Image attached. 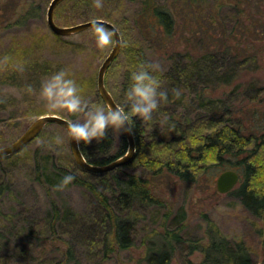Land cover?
I'll return each instance as SVG.
<instances>
[{
  "label": "rangeland",
  "instance_id": "1",
  "mask_svg": "<svg viewBox=\"0 0 264 264\" xmlns=\"http://www.w3.org/2000/svg\"><path fill=\"white\" fill-rule=\"evenodd\" d=\"M2 1H7L6 3L13 1L16 7L12 19L7 20L11 21L4 22L3 26L0 25L2 56L0 59L4 60L6 52H15L17 47L26 45L31 48V56H28L26 61L31 63L24 62V65L19 67L18 63L13 66L7 64L6 60L1 67L2 73L6 76L10 74L14 76L4 77L6 80L0 82V147L14 141L33 120L44 114H58L77 123L89 118L90 114L84 112L73 113L63 107L50 108L47 99L40 95L42 82L60 68H66L69 75L83 86L81 89L85 98L107 107L98 91L97 80L102 62L114 46V34L113 43L106 45L98 41L96 26L70 35H58L47 23V10L51 0H0ZM206 1L205 8L202 6L201 10H205L206 16H208L206 12H211L215 15L214 21H218L216 26H208L211 34L202 32L195 25V16L200 10L197 5L187 3L182 6L181 0H157L176 14L177 24L173 36L170 37L166 35L161 37L162 33L155 26L151 27L152 24L148 25L142 20V0H120L116 6L113 0L97 2L98 8L95 12L97 11L98 17L92 19L101 18L111 21L103 16L110 9L114 13L112 19L118 25L111 22L116 25L122 37L120 53L105 74L106 86L108 89L113 87L120 90L123 87L125 48L128 41L144 46L151 60L158 62L164 68L171 63L173 53L176 51L182 53L188 51L192 54L203 52L206 43H212L213 34L220 39H227L231 47L233 44H239L241 50L248 47L259 56V59L250 67L246 65L239 79L228 84H210L206 95L222 99L230 96L236 107L244 105L246 118L253 121L261 132L259 124L264 121V90L258 95L260 101H252L245 98L243 93L236 95L234 86L239 81L245 82L243 86L245 90L250 80L256 85L264 86V0ZM73 3L72 0H64L56 7L54 16L58 24L73 25L63 20L74 12ZM31 8L33 14L24 19L25 12ZM32 64L33 69L36 70L31 69ZM15 68L17 71L13 72ZM29 84L33 87L31 92L27 88ZM232 91L235 92L231 94ZM193 97V93H188L184 104L172 105V110L178 108L181 113L197 115L209 108L215 109L211 104L208 109L200 106L197 108L196 103L191 99ZM6 120L12 121V124L3 125V121ZM109 129L115 140L113 152L119 148L121 136L125 134L111 127ZM57 135L63 137V143H55L54 137ZM99 140L94 139L90 145L93 147ZM25 147L28 152L21 159L9 160L6 158L8 156L0 157V181L9 185L4 193L3 204L0 205V233H4L0 242V255L11 256L14 264H38L42 258H39L38 252L41 247L37 245L39 234L33 233V230L45 227L40 221L49 212L52 201L60 207H70L76 212L87 214L93 210V199L92 192L85 186L71 184L57 187L58 184L48 180L43 172L37 173L36 163L45 165L44 156L50 154L51 165L65 167V164L71 163L72 159L77 166L74 171L88 181H100L101 177L82 172V167L77 164L72 153L67 130L57 123L47 124ZM126 170L138 176L147 175V172H143V167L137 164H130ZM114 172L124 175V171L114 170ZM107 173L106 178H109L113 171L109 170ZM219 175L220 173H217L214 179L204 175L198 184H188L173 177L153 180L154 192H158L166 201V207L162 211L173 213L167 223H170L173 215L180 209L184 208L187 211L185 224L180 231L186 237V242L176 245L170 264H187V259L201 263L204 253L199 249L190 251L187 245L208 242L209 228L217 229L221 235L230 240L244 241L257 264H263L264 217L250 213L232 192L238 187L239 181L232 190L221 193L217 188ZM134 209L141 215L143 213L136 226L134 244L110 257L105 264H147L144 258L148 246L146 238L152 237L154 228L162 231L165 228L162 223L166 218L161 213L154 217L149 209L145 210L139 205ZM42 234L48 235L46 232ZM44 240H47L44 241V246H48L53 239ZM24 248L25 250L21 252ZM79 249L83 251L81 246ZM82 260V264H93L83 254ZM94 264L99 263L94 262Z\"/></svg>",
  "mask_w": 264,
  "mask_h": 264
},
{
  "label": "trees",
  "instance_id": "2",
  "mask_svg": "<svg viewBox=\"0 0 264 264\" xmlns=\"http://www.w3.org/2000/svg\"><path fill=\"white\" fill-rule=\"evenodd\" d=\"M72 1L74 12H71L70 16L65 15L63 20L66 23L75 24L98 17L97 11L95 12L98 0ZM113 1L116 6L120 0ZM6 2H0L1 26L4 22L11 21L7 20L12 19L16 7L13 1ZM181 3L182 6L187 3L198 6L200 10L195 16V25L202 32L211 34L208 26H216L218 21H214L215 15L211 12H206L208 17L204 13L205 10H201L202 6L205 8L207 1L181 0ZM32 12V8L28 9L23 18L27 19ZM113 14L109 9L103 16L114 22ZM141 17L148 25L152 24L151 27L155 26L162 33L161 37L173 36L177 24L176 14L163 3L157 0H142ZM212 37V43L207 42L203 52L192 54L188 51L185 53L176 51L173 53L171 63L164 68L161 67L163 87L168 90L169 99L153 113L151 121H144L140 117L134 118L135 125L132 129L136 137L137 156L131 163L113 169L109 178H106L107 172L95 173L81 168L82 172L101 177L100 181H88L77 174L74 171L77 166L72 159L65 167L51 165V155L48 154L44 156L45 165L36 163L37 173L43 172L54 184H59L65 173L73 172L75 180L68 185L79 184L87 187L92 192L93 199V210L87 214L76 212L70 207H60L52 201L49 212L42 219L43 222L40 221L45 227L33 230V233L39 234L37 245L41 247L38 252L39 258H42L38 264H82V254L93 264L94 262L105 264L110 257L134 244L136 226L143 215L138 210L135 212L136 205L145 210L149 209L154 217L161 213L166 218L162 223L165 228L162 231L152 229V237L146 238L148 246L144 258L147 264H170L176 245L186 242V237L180 231L185 224L187 211L184 208L180 209L173 215L170 223H167L173 213L162 211L166 207V201L153 190V180L161 178L173 177L188 184H198L204 175L212 179L226 169H236L240 173V180L238 187L232 192L250 213L264 217V121L259 124L262 130L259 132L260 128L246 118L244 105L236 107L230 96L222 99L206 95L210 84H228L239 79L240 73H244V67L246 65L250 67L253 62L258 61L259 56L248 47L241 50L239 44L229 46L225 38H221L224 45L221 46L222 40L213 34ZM134 43L133 41L126 43L123 87L121 90L109 88L120 105L126 108L128 104L125 93L129 86L131 71L135 70L140 62H153L145 47ZM30 50L31 48L25 45L17 47L15 52H6L5 57H9L6 63L13 66L18 63L21 67L27 62V57L31 56ZM4 61L6 60L0 59V82L14 76L2 73ZM244 85L245 82L242 81L236 83L234 86L236 95L243 93L245 98L257 101L264 86L256 85L252 80L245 90ZM174 89L181 90L179 97L175 96ZM188 93L194 94L191 99L197 108L200 106L208 109L211 104L215 109L209 108L197 115L181 113L178 108L172 110V105L184 104ZM2 124L9 125L12 121L6 120ZM120 140L119 148L112 152L115 140L108 128L107 135L93 147L82 141L80 144L89 162L104 165L127 151L129 145L127 138L123 135ZM27 152V147H24L6 158L21 159ZM130 164L143 167V172H147V175L138 176L128 172L126 168ZM114 170L124 171V175L121 176ZM8 187V183L0 181V205L3 204L4 193ZM45 232L47 236L42 234ZM3 234L0 233V242ZM208 234V242L187 245L190 251L199 249L204 253L202 262L187 259V264H257L244 241L230 240L214 228H209ZM44 239L53 240L48 246H44V241H47ZM80 246L83 251L79 249ZM24 250L25 248L21 249V252ZM10 257L0 255L3 264H14Z\"/></svg>",
  "mask_w": 264,
  "mask_h": 264
},
{
  "label": "clouds",
  "instance_id": "3",
  "mask_svg": "<svg viewBox=\"0 0 264 264\" xmlns=\"http://www.w3.org/2000/svg\"><path fill=\"white\" fill-rule=\"evenodd\" d=\"M99 3V0H98ZM98 41L102 45L113 43V33L104 25L97 24L95 28ZM8 60L9 57H4ZM32 91V85L27 86ZM176 97L181 95L180 89H174ZM40 95L47 99L50 108H67L69 111L90 114L83 122L72 121L68 127L72 138L84 144L104 138L109 127L121 131H131L135 125V117L151 121L153 113L169 99L168 90L163 87L162 68L158 62H140L131 71L129 86L126 90V103L116 108H107L94 103L82 94L81 86L69 75L66 68L55 71L41 84ZM56 144L63 143V137H54ZM43 142V141H42ZM75 180L71 171L64 174L57 187H64ZM0 264L3 260L0 259Z\"/></svg>",
  "mask_w": 264,
  "mask_h": 264
},
{
  "label": "water",
  "instance_id": "4",
  "mask_svg": "<svg viewBox=\"0 0 264 264\" xmlns=\"http://www.w3.org/2000/svg\"><path fill=\"white\" fill-rule=\"evenodd\" d=\"M64 0H51L48 10H47V23L50 29L58 35H70L84 29L94 27L97 24L104 25L106 28L112 31L115 37L114 46L110 53L103 60L100 69L98 71V91L105 101L108 108H116L120 106L118 101L115 99L112 92L108 89L105 83V74L112 63V61L118 56L121 50L122 37L120 31L114 23L106 19H90L87 21L79 22L73 25H60L55 20V9ZM72 121L64 116L58 114H44L33 120L30 125L10 144L0 147V157L9 156L15 152L23 149L28 143L35 139L43 128L49 123H57L63 126L69 135V141L72 153L74 155L75 161L83 169L95 173L107 172L113 170L119 166L128 165L137 156V143L136 137L133 129L131 131H123L128 140L127 151L119 156L118 158L112 160L111 162L100 165L94 164L87 160L85 157L80 142L74 140L70 135V130L68 125ZM240 179V173L236 169H226L220 173L217 178V188L221 193H226L232 190Z\"/></svg>",
  "mask_w": 264,
  "mask_h": 264
}]
</instances>
